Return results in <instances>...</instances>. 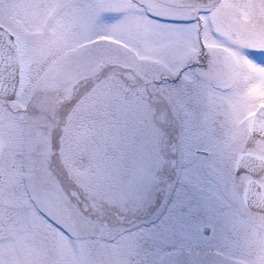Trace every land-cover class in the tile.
I'll return each instance as SVG.
<instances>
[{
    "label": "snow or ice",
    "instance_id": "1",
    "mask_svg": "<svg viewBox=\"0 0 264 264\" xmlns=\"http://www.w3.org/2000/svg\"><path fill=\"white\" fill-rule=\"evenodd\" d=\"M0 264H264V0H0Z\"/></svg>",
    "mask_w": 264,
    "mask_h": 264
},
{
    "label": "rangeland",
    "instance_id": "2",
    "mask_svg": "<svg viewBox=\"0 0 264 264\" xmlns=\"http://www.w3.org/2000/svg\"><path fill=\"white\" fill-rule=\"evenodd\" d=\"M52 129L47 126L35 129L33 135L47 144L48 137ZM88 161H81L78 156H74L70 151H66L63 156H60L54 167L59 170V178L68 183H77L84 178Z\"/></svg>",
    "mask_w": 264,
    "mask_h": 264
},
{
    "label": "flooded vegetation",
    "instance_id": "3",
    "mask_svg": "<svg viewBox=\"0 0 264 264\" xmlns=\"http://www.w3.org/2000/svg\"><path fill=\"white\" fill-rule=\"evenodd\" d=\"M204 259L207 260V261H211L212 259H214V257H212V256H207V257H204Z\"/></svg>",
    "mask_w": 264,
    "mask_h": 264
}]
</instances>
